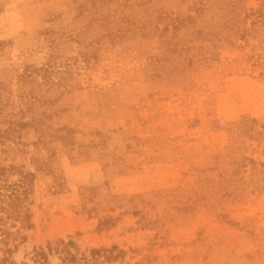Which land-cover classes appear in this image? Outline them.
<instances>
[{
	"label": "rangeland",
	"instance_id": "rangeland-1",
	"mask_svg": "<svg viewBox=\"0 0 264 264\" xmlns=\"http://www.w3.org/2000/svg\"><path fill=\"white\" fill-rule=\"evenodd\" d=\"M0 264H264V0H0Z\"/></svg>",
	"mask_w": 264,
	"mask_h": 264
},
{
	"label": "trees",
	"instance_id": "trees-1",
	"mask_svg": "<svg viewBox=\"0 0 264 264\" xmlns=\"http://www.w3.org/2000/svg\"><path fill=\"white\" fill-rule=\"evenodd\" d=\"M44 255V252L42 251L40 254H37V257L39 258L40 256ZM67 255V254H66ZM67 259V258H66Z\"/></svg>",
	"mask_w": 264,
	"mask_h": 264
}]
</instances>
